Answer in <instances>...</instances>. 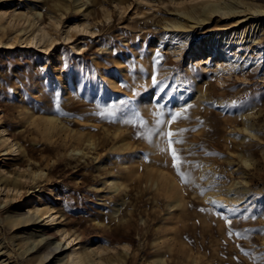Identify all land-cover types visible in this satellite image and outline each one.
Here are the masks:
<instances>
[{"label": "rangeland", "instance_id": "rangeland-1", "mask_svg": "<svg viewBox=\"0 0 264 264\" xmlns=\"http://www.w3.org/2000/svg\"><path fill=\"white\" fill-rule=\"evenodd\" d=\"M208 2L224 0H0V247L19 264L48 243L52 264L72 249L82 264H264V0L216 14L262 12L240 33L165 26ZM205 37L225 57L203 71L185 60ZM157 102L165 120L191 105L161 126L188 129L174 145L186 183L159 130L145 138ZM150 163L181 205L147 178ZM9 208L32 222L11 227Z\"/></svg>", "mask_w": 264, "mask_h": 264}, {"label": "bare ground", "instance_id": "bare-ground-1", "mask_svg": "<svg viewBox=\"0 0 264 264\" xmlns=\"http://www.w3.org/2000/svg\"><path fill=\"white\" fill-rule=\"evenodd\" d=\"M52 1L56 5H58L60 2V0H52ZM249 1L250 0H224L222 6H219L216 2H208L205 5L200 6V7H192L191 9H188V10H182L180 12L173 13L172 17L169 20H167V22L165 23V26L169 27V28H177L179 30H183L187 27L207 26V25H210L214 22H217L219 24H230V23H232V27L237 26V27L241 28V31L239 30V33H240V32H243L247 27H249V25L252 24L254 21L258 20L260 18V16H262V15H260V13H262V12L258 11V12L254 13V11H253L251 13L243 14L240 17L231 15L229 17H225V19H221L220 17L217 18L215 16L217 13H219V15H230V14H235V13L241 12L244 10V8L250 9V8H252L253 4L249 3ZM76 6H78V5H76ZM240 7H241V9L239 10ZM221 10H223V11H221ZM235 33H236V30H235ZM224 35H222V36H224ZM227 35H228V33L226 34V37L223 38L224 40L227 38ZM34 37L41 40L44 38V33L43 32L36 33ZM212 39H215V37H211V38L205 37L196 46H194L187 55V58L185 60L186 63H192L195 65V67H198L199 69L204 71L205 68H207L209 66H215V62H218L221 59H223L225 57V53H224L223 49L221 47H219L220 45H223V44L222 43L221 44H215V42H213ZM174 103L176 104V106L182 105V102H181L179 97H176L174 99ZM53 119L54 118H52L51 116L45 117L46 121H52ZM126 145H127V143H126ZM135 172H136V170H135ZM156 172H154V169H153L152 164H151L149 166V169H148L147 178L150 180L156 181V183L160 182L161 185H164L166 187L167 191L170 190V191H168V195L172 197L171 198L172 200L169 202V207L173 206V205H178V206L181 205L182 204L181 188L178 185H174V183H173L172 179H170V175L168 173L163 172V171H158V173H156ZM122 183L123 182L120 179H115V183H114L115 189H118L120 186H122ZM122 201H124V200H122ZM121 204H123V203H121ZM10 210H11L10 211L11 213L9 214V220L18 211V210L16 211V209H10ZM116 211H117V209L114 210V212H116ZM16 214L17 215L14 217V219H12L11 223L9 220L7 221V224H10L11 227L14 226L17 228L19 225H22V224L29 225L33 220V216H25V217L22 216L23 218H21L20 214L19 215H18V213H16ZM129 216H131V215H129ZM7 217H8V215H7ZM126 221H128V220H126ZM120 229H123V228H120ZM113 230H115V229H113ZM45 247L49 248L50 251H48L46 253H40V252H38V250H35L33 253H31V256L29 257V259H27L26 264H52V259H54V256L61 253V251L59 250V246L58 245L54 246V247L52 246L53 247L52 248L51 244L48 243V244H46ZM28 249H29V247L26 246L25 249L18 254L22 255ZM0 251H1L0 254L5 255V258L0 260V262H1L0 264H19L18 260H15V258H14L16 251H13L12 249L6 248L5 245L0 247ZM50 254H52L51 257H49ZM1 256L2 255H0V257ZM6 259H7V262L3 263L4 261H6ZM65 261H66L65 264H82L83 263V260L80 257V255L78 254V251L76 249L70 250L68 257H67V260H65ZM154 264H167V263H165V261L162 257H159L158 260L154 262Z\"/></svg>", "mask_w": 264, "mask_h": 264}, {"label": "snow or ice", "instance_id": "snow-or-ice-1", "mask_svg": "<svg viewBox=\"0 0 264 264\" xmlns=\"http://www.w3.org/2000/svg\"><path fill=\"white\" fill-rule=\"evenodd\" d=\"M152 83H153V85H156V86H159V84L161 83V81L158 80L155 72L152 75ZM160 91L163 92L164 89L160 88ZM121 103H123V102H121ZM155 107H156V111H154L152 113V115L154 117H156L155 129H149V135L145 136V138L150 140L151 139L150 133L152 131L157 130V129L159 130L157 134L161 138H163V142L166 143V145H167V148H160V151L161 152L167 151L171 155L172 167L176 170L178 176L180 177L181 183H186L187 182L186 181V173L181 171V168H180V165L182 163H186V161H184L182 159V157L180 156L181 149L174 147V145L182 144L184 142L183 139L178 138V137H179L180 133L188 131V129H179V130L173 131L170 127L167 130H165L161 126L165 125V124H167L168 126H171L175 121H177L179 118H181L182 116L185 115V113L187 112L188 108L191 107V105H188L186 108H182L180 110H175V111L169 110L170 119H167V120L161 118L164 115V113L162 112V109L165 107V105H162L159 102H157ZM108 114L111 115L110 112ZM100 115H104V113H100ZM140 124L142 126H145L146 122L141 120ZM141 135H143V134L140 132H137V136H141ZM213 203H216V202L214 201ZM200 210L204 211V209H200ZM230 211L235 212V211H239V209L238 208H232V209H230ZM245 218H247V217H245ZM252 218L255 219V217H252ZM225 222L227 225H229V226L231 225L230 219L225 218ZM228 234H229V236L232 235L231 229L229 230Z\"/></svg>", "mask_w": 264, "mask_h": 264}]
</instances>
